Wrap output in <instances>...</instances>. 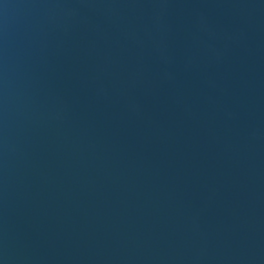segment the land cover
Masks as SVG:
<instances>
[{
    "label": "water",
    "instance_id": "95a60500",
    "mask_svg": "<svg viewBox=\"0 0 264 264\" xmlns=\"http://www.w3.org/2000/svg\"><path fill=\"white\" fill-rule=\"evenodd\" d=\"M0 56L143 264H264V0H0Z\"/></svg>",
    "mask_w": 264,
    "mask_h": 264
}]
</instances>
